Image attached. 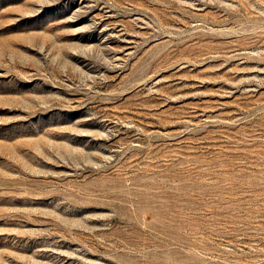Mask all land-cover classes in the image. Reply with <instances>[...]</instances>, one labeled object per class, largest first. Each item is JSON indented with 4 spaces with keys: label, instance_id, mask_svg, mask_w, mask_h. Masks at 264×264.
<instances>
[{
    "label": "rangeland",
    "instance_id": "obj_1",
    "mask_svg": "<svg viewBox=\"0 0 264 264\" xmlns=\"http://www.w3.org/2000/svg\"><path fill=\"white\" fill-rule=\"evenodd\" d=\"M0 264H264V0H0Z\"/></svg>",
    "mask_w": 264,
    "mask_h": 264
}]
</instances>
